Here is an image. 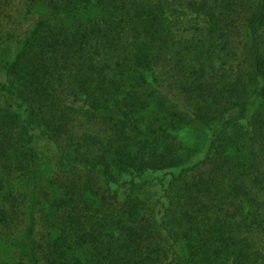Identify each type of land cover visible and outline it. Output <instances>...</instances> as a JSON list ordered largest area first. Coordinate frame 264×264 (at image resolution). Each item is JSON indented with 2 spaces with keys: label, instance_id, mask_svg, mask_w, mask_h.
I'll list each match as a JSON object with an SVG mask.
<instances>
[{
  "label": "trees",
  "instance_id": "obj_1",
  "mask_svg": "<svg viewBox=\"0 0 264 264\" xmlns=\"http://www.w3.org/2000/svg\"><path fill=\"white\" fill-rule=\"evenodd\" d=\"M28 1L0 264H264V0Z\"/></svg>",
  "mask_w": 264,
  "mask_h": 264
},
{
  "label": "rangeland",
  "instance_id": "obj_2",
  "mask_svg": "<svg viewBox=\"0 0 264 264\" xmlns=\"http://www.w3.org/2000/svg\"><path fill=\"white\" fill-rule=\"evenodd\" d=\"M190 17H194V15L192 14ZM36 19L35 8L28 0H0V81L4 79L7 63L18 50L25 34L34 26ZM197 23L204 24L199 18ZM186 132L197 134L193 129H187L180 134L184 139L191 137ZM36 145L40 157L42 156L44 160L52 159L53 156L50 150L44 146L43 140L38 139Z\"/></svg>",
  "mask_w": 264,
  "mask_h": 264
}]
</instances>
